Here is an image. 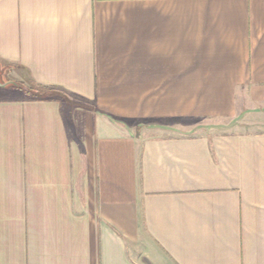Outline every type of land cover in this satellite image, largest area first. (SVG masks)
I'll return each mask as SVG.
<instances>
[{
    "label": "crops",
    "instance_id": "obj_1",
    "mask_svg": "<svg viewBox=\"0 0 264 264\" xmlns=\"http://www.w3.org/2000/svg\"><path fill=\"white\" fill-rule=\"evenodd\" d=\"M0 70V264H264V0H0Z\"/></svg>",
    "mask_w": 264,
    "mask_h": 264
},
{
    "label": "rangeland",
    "instance_id": "obj_2",
    "mask_svg": "<svg viewBox=\"0 0 264 264\" xmlns=\"http://www.w3.org/2000/svg\"><path fill=\"white\" fill-rule=\"evenodd\" d=\"M1 71V70H0ZM1 81H3L2 80V77H1ZM28 88H30L31 90H32V93H33V95H35V96H42V95H44V94H52V92L53 93H60V94H62L60 91H53V90H48L47 91V89H41V88H38V86H36L35 84H33V83H30L29 84V87ZM50 92V93H49Z\"/></svg>",
    "mask_w": 264,
    "mask_h": 264
},
{
    "label": "water",
    "instance_id": "obj_3",
    "mask_svg": "<svg viewBox=\"0 0 264 264\" xmlns=\"http://www.w3.org/2000/svg\"><path fill=\"white\" fill-rule=\"evenodd\" d=\"M0 82H1V71H0Z\"/></svg>",
    "mask_w": 264,
    "mask_h": 264
}]
</instances>
